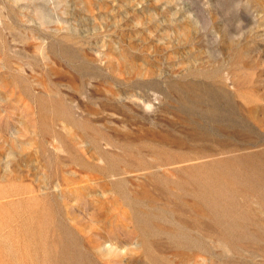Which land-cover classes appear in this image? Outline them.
<instances>
[{"label":"rangeland","instance_id":"1","mask_svg":"<svg viewBox=\"0 0 264 264\" xmlns=\"http://www.w3.org/2000/svg\"><path fill=\"white\" fill-rule=\"evenodd\" d=\"M0 264H264V0H0Z\"/></svg>","mask_w":264,"mask_h":264},{"label":"clouds","instance_id":"2","mask_svg":"<svg viewBox=\"0 0 264 264\" xmlns=\"http://www.w3.org/2000/svg\"><path fill=\"white\" fill-rule=\"evenodd\" d=\"M139 26V25H137ZM242 27V21L237 22L236 28L239 30ZM226 30V29H225ZM244 31H238V34L231 36L233 39H242ZM205 39L207 37L205 36ZM222 37L219 32H215L213 35L212 43L213 45L220 44ZM137 248L136 242H131L129 244L120 245L118 242L106 241L103 242L97 249V253L106 261H112L119 258L126 257L131 251Z\"/></svg>","mask_w":264,"mask_h":264}]
</instances>
